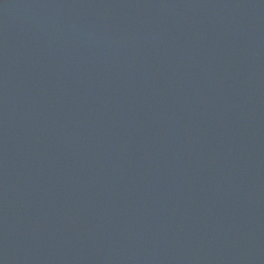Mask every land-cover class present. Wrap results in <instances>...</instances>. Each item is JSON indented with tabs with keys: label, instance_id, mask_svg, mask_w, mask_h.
Returning <instances> with one entry per match:
<instances>
[{
	"label": "water",
	"instance_id": "1",
	"mask_svg": "<svg viewBox=\"0 0 264 264\" xmlns=\"http://www.w3.org/2000/svg\"><path fill=\"white\" fill-rule=\"evenodd\" d=\"M0 264H264V0H0Z\"/></svg>",
	"mask_w": 264,
	"mask_h": 264
}]
</instances>
